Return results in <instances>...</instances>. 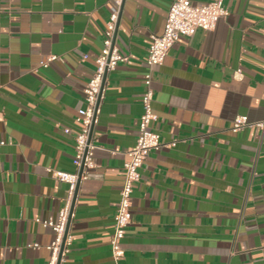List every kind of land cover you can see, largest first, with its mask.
Here are the masks:
<instances>
[{"label":"crops","instance_id":"0c3cea01","mask_svg":"<svg viewBox=\"0 0 264 264\" xmlns=\"http://www.w3.org/2000/svg\"><path fill=\"white\" fill-rule=\"evenodd\" d=\"M173 1H124L115 43L128 61L107 81L95 167L78 191L66 264H113L151 37L163 34ZM112 6L0 0V264L50 261L56 234L43 223L58 221L68 194L53 171L75 172L76 117ZM226 6L214 31L181 37L153 71L151 126L164 146L135 184L120 264H264V127L232 131L238 116L264 121V0ZM51 55L58 60L41 67Z\"/></svg>","mask_w":264,"mask_h":264},{"label":"built area","instance_id":"2783aa9c","mask_svg":"<svg viewBox=\"0 0 264 264\" xmlns=\"http://www.w3.org/2000/svg\"><path fill=\"white\" fill-rule=\"evenodd\" d=\"M125 0H113L112 11L105 29V38L101 54L96 59V70L84 88L86 106L79 110L76 123L80 130L75 138L74 173L53 171V176L68 184V194L65 205L60 211L58 221H45L46 227H51L56 234L49 246L51 258L48 264H66L70 253L72 236L68 232L70 220L73 216V203L83 181L89 178L90 170L95 167L94 157L98 145L93 140L92 130L98 122L101 105L105 98V91L109 75L113 73L119 63L128 61V57L121 54L115 43L116 32ZM229 15L226 0H211L208 3L195 4L193 0H174L168 15L164 32L160 36L153 35L147 59L148 72L144 76L145 92L142 98L143 114L140 118L137 142L128 152L129 159L125 164V181L120 191L119 206L115 215V231L111 239L113 264H120L125 255L124 240L128 227L132 223V201L134 187L141 179V169L154 151H159L164 145L160 135L153 131L152 122L155 121L153 71L163 65L168 53L181 37H193L198 30L214 31L218 22ZM58 60V56L51 55L40 62V66L48 68ZM237 74L242 75L241 70ZM248 126L264 127V121L250 123L248 117L238 116L232 131L238 132ZM70 133V129H65ZM92 135V136H91ZM5 142H0V147ZM172 143L171 146H175ZM76 203V202H75ZM75 206V204H74ZM38 247V245H35Z\"/></svg>","mask_w":264,"mask_h":264},{"label":"water","instance_id":"95a60500","mask_svg":"<svg viewBox=\"0 0 264 264\" xmlns=\"http://www.w3.org/2000/svg\"><path fill=\"white\" fill-rule=\"evenodd\" d=\"M93 131H94V128H93V130H92V133H93ZM92 136V135H91ZM75 202H76V197H75V199H74V203H73V210H74V204H75Z\"/></svg>","mask_w":264,"mask_h":264}]
</instances>
